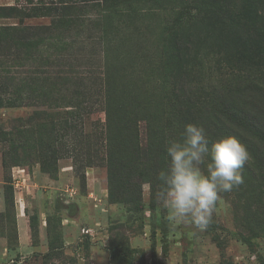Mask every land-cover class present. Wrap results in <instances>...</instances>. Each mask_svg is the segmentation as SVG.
<instances>
[{
	"label": "trees",
	"instance_id": "obj_1",
	"mask_svg": "<svg viewBox=\"0 0 264 264\" xmlns=\"http://www.w3.org/2000/svg\"><path fill=\"white\" fill-rule=\"evenodd\" d=\"M35 18L47 22L25 21ZM0 19L15 20L0 23V104L63 112L36 125L35 143L21 123L0 130L4 168L34 152L49 168L64 147L83 167L104 166L109 201L141 221L155 209L141 202L142 177L160 185L168 140L199 123L247 148L244 183L223 194L264 235V0H15ZM94 112L100 133L85 130ZM251 235L239 233L248 244ZM107 249L109 264H143L121 235Z\"/></svg>",
	"mask_w": 264,
	"mask_h": 264
},
{
	"label": "rangeland",
	"instance_id": "obj_2",
	"mask_svg": "<svg viewBox=\"0 0 264 264\" xmlns=\"http://www.w3.org/2000/svg\"><path fill=\"white\" fill-rule=\"evenodd\" d=\"M14 1L0 0V5ZM8 21L12 19H0ZM25 21L46 23L47 19ZM62 113L44 105L0 104V130L21 123L26 138L35 143L44 137L42 131H35L36 125L51 119L58 122ZM103 121L102 112L89 114L85 130L100 133ZM8 147V142L0 141V264H109L107 248L116 235L139 250L143 264H262L257 254L264 260V235L253 236L241 225L231 199L223 193L206 228L174 225L159 202L160 185L156 181L150 190L144 175L141 202L146 207L153 202L155 209L146 210L141 221H133L124 203L109 201L104 166L83 167L61 147L57 162L49 168L35 160L37 152L30 154V162L4 168L2 156ZM20 209L25 211L32 252L16 251V212ZM239 233L251 235L250 244Z\"/></svg>",
	"mask_w": 264,
	"mask_h": 264
},
{
	"label": "clouds",
	"instance_id": "obj_3",
	"mask_svg": "<svg viewBox=\"0 0 264 264\" xmlns=\"http://www.w3.org/2000/svg\"><path fill=\"white\" fill-rule=\"evenodd\" d=\"M167 165L158 172L159 202L174 224L206 228L221 193L244 183L249 152L236 136L212 137L199 123L187 122L180 138L169 139Z\"/></svg>",
	"mask_w": 264,
	"mask_h": 264
},
{
	"label": "crops",
	"instance_id": "obj_4",
	"mask_svg": "<svg viewBox=\"0 0 264 264\" xmlns=\"http://www.w3.org/2000/svg\"><path fill=\"white\" fill-rule=\"evenodd\" d=\"M12 21H9V22H12ZM16 225H17L16 239L18 241V246L16 248V251L32 252L35 248L30 245L29 226H28V223L25 217V211L23 209H20L19 211L16 212ZM42 237L44 241L45 235ZM43 249H44V245H43ZM0 253H3V252L0 251Z\"/></svg>",
	"mask_w": 264,
	"mask_h": 264
},
{
	"label": "built area",
	"instance_id": "obj_5",
	"mask_svg": "<svg viewBox=\"0 0 264 264\" xmlns=\"http://www.w3.org/2000/svg\"><path fill=\"white\" fill-rule=\"evenodd\" d=\"M18 171H23V169H20V170H18Z\"/></svg>",
	"mask_w": 264,
	"mask_h": 264
}]
</instances>
